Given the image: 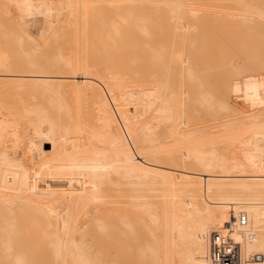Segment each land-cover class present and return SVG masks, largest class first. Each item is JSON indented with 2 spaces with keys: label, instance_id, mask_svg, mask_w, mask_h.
Listing matches in <instances>:
<instances>
[{
  "label": "bare ground",
  "instance_id": "6f19581e",
  "mask_svg": "<svg viewBox=\"0 0 264 264\" xmlns=\"http://www.w3.org/2000/svg\"><path fill=\"white\" fill-rule=\"evenodd\" d=\"M3 1L0 11L8 18L9 24L0 21V68L9 70L13 67L8 50L17 49L31 70L28 80L47 90L51 94L53 110L67 117V123L61 129L59 149L49 165V179H42L37 172L0 155V197L10 191L32 201L52 219L55 226L54 264H118V259L117 262L116 259L104 261V256L107 260L111 255L96 250V243L92 240L90 243L85 240L84 229L78 227V217L79 211L82 210L83 215L87 207L91 211L110 204L109 199L115 198L113 193L122 192L125 186L118 188L119 183L128 180L131 190V194L126 191L130 196L127 198L131 199L128 201H134V208L144 214L150 211V218L147 216L149 219L142 222L151 238L140 248L142 258L149 264H209L212 232L224 231L228 227L245 249L248 263L264 264V109L244 114L243 121L233 117L211 126L217 127L214 133L218 131L224 135L220 137L222 139L218 137L219 140L214 138L218 134L212 135L209 124L207 128L203 125L197 129L187 121L191 120L187 117V109L191 113L195 111L193 118L202 115L201 112L215 115L214 118L233 114L227 102L216 99L201 85L196 71L197 51L209 30L221 26L224 20L264 32V0L252 3L217 0L219 3L214 5L222 4L223 10L212 8L215 0H207L213 2L209 5L211 7L199 5L206 0ZM219 5L217 8H221ZM79 14L84 25L94 26L91 36L97 38L93 46L100 57L117 50L124 36L133 37L134 34L143 37L140 46L147 50L152 65L149 77L142 79L129 72L132 68L122 67L116 56L110 57L98 80L92 82L97 90L94 113L101 120L114 122L122 132L117 140L106 143L101 141L102 133L96 129L90 135L98 141L91 142L85 130L73 122V109L61 85L39 67L36 60L37 52L49 48ZM85 34L89 33L85 31ZM153 38H161V41L153 43ZM133 47L135 49L138 45ZM137 55L130 61L136 64L134 72L138 69ZM51 63L73 69L79 62L56 46ZM18 81L25 82L26 79ZM76 82L85 83L81 76L76 77ZM188 87L192 89L191 93L187 91ZM259 98L264 101V94ZM191 104L197 109H191ZM181 121L190 125H181ZM188 125L191 128H186ZM156 127L174 136L178 156L172 158L175 160L173 168L183 169L188 164L189 168L184 167L180 174L186 179L187 188L183 184L182 188L176 187L174 182L159 181L165 175L151 170L149 160L138 156L140 144L145 141L143 145L148 152L156 155L153 159L157 162L163 160L158 155L165 151L167 141L164 138L168 135L165 137ZM204 128L210 132L203 133ZM155 129L159 131H154L157 135L161 134L156 138ZM139 135L144 136L137 143L140 137L136 136ZM86 142H90L89 145ZM93 143L100 146L98 150L90 145ZM87 146H90L89 150ZM118 173L128 179L123 180L124 183L111 180L118 178ZM108 185L112 193L105 189ZM149 192L151 195L155 192V198L147 196ZM122 196L125 197V193ZM118 199H113L112 204L125 201ZM118 212L116 210L115 215L125 230L133 228L134 224L126 215L119 216ZM241 215L248 219L245 226L238 222ZM97 224L100 229L107 225L102 219ZM155 229L164 231L165 236H158Z\"/></svg>",
  "mask_w": 264,
  "mask_h": 264
},
{
  "label": "rangeland",
  "instance_id": "374dc122",
  "mask_svg": "<svg viewBox=\"0 0 264 264\" xmlns=\"http://www.w3.org/2000/svg\"><path fill=\"white\" fill-rule=\"evenodd\" d=\"M3 2L5 1L0 0V4ZM207 2L198 3L199 5L202 3L201 5H206L207 7H216V9L213 8L215 10H223V7L220 6L222 4H218L221 8H217L218 5H214L217 0H215L214 3L212 2L214 6H209L212 3L208 2L209 4H207ZM252 2H261V0L244 1V3ZM4 16L5 15H2L0 11L1 23L5 22L9 24L8 18L5 16L6 19ZM224 21L227 22V20ZM224 21L221 26L210 29L203 41H200L202 45L200 44L201 50L198 53V60L200 61L198 68L201 70V78L207 89L213 93L217 99L227 102L232 108L233 114L220 117V119L218 116L214 118L215 115L213 117L207 113L203 115V112H201L202 115L193 118L195 115L193 113L195 111L193 113H191L189 109H187L188 112L186 111L187 115H189L187 117L191 119L186 120L188 122L191 121V123L195 125H191L192 128L197 127V129H200V126L203 127V125L207 128L209 124V129H213L212 135L218 134L217 137H214L216 140H219L218 137L220 138L224 135L221 136L222 133L218 131L214 133L217 127L211 128V126H215L218 122L226 121L228 118H236L239 121H243V117L248 115V113L262 111L261 109H264V101H261V98H259L264 94V32L258 28L242 23L231 22V24H229V22H227L224 24ZM93 27V24L84 25L81 15H77L74 20L67 24L65 33L61 34L56 41H53L49 48H44L37 52L36 60L39 67H42L49 76L57 80L61 85L62 92L73 109V122L79 124L85 130L88 139L92 140L91 142H95L96 140V138H93V141L90 135L91 131L96 129L102 133L100 137L101 141L106 143L108 141L117 140L122 132L114 122L101 120L94 113L93 104L96 101L95 99H97V90L95 84L92 82L98 80L99 74L101 75L105 69L107 58L110 57L114 58V56H116V59L121 63L122 67H127L128 70L132 68L131 70H133V72L131 70L129 72H131L132 75L133 73L134 75H139L142 79H144V77H149L152 72V65L148 60L147 50H143L140 46L144 41L143 37L138 35L135 36L134 34L133 37H130L132 35L124 36L119 41V48L117 50H111L106 56L100 57L98 50L94 49L93 46V44L97 43V38L94 39L91 36L92 29H94ZM84 30L89 34L86 35ZM208 36L209 39L205 40ZM151 41H153V43L160 42L161 38H153ZM134 44L136 46L138 45L135 49L133 47ZM56 46H60L66 54L78 61V66L69 69L61 65L52 64L51 57L53 49H55ZM8 53L11 57L10 59L13 60L11 61L13 62L11 63L13 67L9 70L0 68V155L37 172L42 179L47 180V174L50 171L49 165L59 149L58 143L60 135L62 134L61 129L64 128L67 123V117L65 115L56 114L53 110L50 104L51 94L47 90L43 87L34 85L32 81L28 80L31 70L27 67L28 65L26 66L25 61L22 60L23 58L21 59V55L19 56L20 53L17 49H9ZM135 54H138V57H136L139 58L137 59L139 63H137L136 67L140 70L142 76H140V73H137L139 72L138 69L134 72L136 64L130 63V61L135 58ZM132 55L134 58H132ZM79 76L85 81L84 85L77 84L76 77ZM22 78H25L26 81L19 82L18 80ZM185 89L186 88H184V90ZM187 89L189 93L192 92L191 88L188 87ZM191 105V109L194 110L195 106L193 108V104ZM244 114L246 115L244 116ZM205 115L207 117H205ZM239 118H241V120ZM181 122V125L190 123L183 124V122ZM189 125L185 127L191 128ZM182 128L186 129L184 127ZM182 128H180V130ZM205 128L202 132L208 134L210 131H206ZM156 129L160 130V132H162L161 134H165V137L168 135L167 130L159 127H156ZM156 129L153 130V134L155 133L154 131H158ZM161 134H156L155 138ZM170 135L171 134L167 136L168 139ZM141 136L144 135L136 136L140 137L137 138V140H139L137 143L142 141H140V139H142ZM173 137L174 136H170V140L164 138L165 141H167V145L164 147L165 151L162 152L161 155H158V157L163 158L161 162H157L153 159L156 155H154L153 152H148L144 146L145 141L140 144L141 148L138 156L145 157V160H149L148 165L151 170L165 175V177L159 178V181L174 182L176 187H182L181 184H183V187L185 188L186 186L187 188L188 184L185 183L186 179L181 177L180 174L183 172L184 167L189 168L188 164L184 165L183 169L173 168L175 160L172 158L178 156L176 152L178 147ZM145 138L143 137V139ZM161 138L163 141V137ZM171 140L174 143L171 142ZM86 143L89 145L90 142ZM94 144L95 143L90 145H93V148H97L98 150L100 146L96 147ZM95 145H97V143ZM87 147H89V150L90 146ZM116 177L118 178L113 177L111 180L118 179V182H122L128 179L126 176L124 177L122 173L120 175L116 174ZM128 182H130V180H128ZM128 182L126 181L127 184L124 183V181V184L119 183V186L125 185L122 187L123 189H121L122 192L120 191V193L118 191L119 189H117L116 192L118 191V195L113 193L115 194V198L112 197V194L111 198L117 200L119 197L118 201L120 202H123L122 200L128 201L130 196L127 194H131V192H129L131 191L130 183ZM119 186L118 188H121V186ZM105 189L109 192L112 190L109 185L106 186ZM123 190L126 195L125 197H121V195L124 194ZM114 191L115 190H113V192ZM126 191L128 192L127 194ZM143 191L147 190L144 189ZM110 193H112V191ZM110 193L107 195L110 196ZM151 194L152 192L147 194V196L151 197L154 196V194L156 195L155 192L153 195ZM160 194L162 195V193H159V195ZM127 196L129 197L127 198ZM3 197H0V264H54L53 232L55 226L52 219L28 199L18 197L10 191H6ZM120 198H122V200ZM112 200L109 199L110 204L105 203L106 205H100L99 209L97 207L90 211V207H87L88 209L83 210L84 212L86 211L83 215H81L83 213L81 212L82 210L79 211L78 227L81 230L82 228L84 229L83 233L87 238L85 239L84 237V239L90 240L89 243L91 240L95 242L96 245L93 243H91V245L93 244V247L95 245V247H97L96 250H101L103 254L107 253L105 254L107 256L111 255V257L109 256L110 259L108 258L107 260L104 256V261L106 262H109V260L111 262L116 259V262L119 260L118 264H149L142 258L140 248L151 238V233L145 228L142 222L145 218H150L148 216L150 215L148 214L150 211L144 214L138 209L136 210L132 205L134 201H132L133 203L128 201L129 203L127 202L125 205H123L125 201L122 204L116 201L119 205L117 203L115 205L112 204ZM129 200L131 201V199ZM154 200L155 199H153L152 203ZM138 204L140 207V203ZM138 204L136 205L138 206ZM139 209L141 210L142 208ZM116 210L119 211V216L122 213L126 215V218L134 224L133 228L125 230L123 225L119 222L118 217L115 215ZM100 219L104 220L107 224L104 229H100L97 224ZM87 223L89 224L87 225ZM155 232L158 236H165L164 231H160V233L156 230ZM100 245L102 247H100ZM244 251L245 249L242 247L243 264H250L246 260ZM19 260L21 262H19Z\"/></svg>",
  "mask_w": 264,
  "mask_h": 264
},
{
  "label": "built area",
  "instance_id": "2783aa9c",
  "mask_svg": "<svg viewBox=\"0 0 264 264\" xmlns=\"http://www.w3.org/2000/svg\"><path fill=\"white\" fill-rule=\"evenodd\" d=\"M241 226L248 222L246 215L238 219ZM210 260L212 264H243L241 243L236 241L231 227L224 231H214L210 237Z\"/></svg>",
  "mask_w": 264,
  "mask_h": 264
},
{
  "label": "crops",
  "instance_id": "0c3cea01",
  "mask_svg": "<svg viewBox=\"0 0 264 264\" xmlns=\"http://www.w3.org/2000/svg\"><path fill=\"white\" fill-rule=\"evenodd\" d=\"M220 31V30H219ZM209 39V36L205 39V40H208ZM202 45V44H201ZM201 45H200V47H199V49H198V52H197V55H196V71H197V75H198V78H199V81H200V83H201V85L204 87V89L206 90V91H208L211 95H213L216 99H217V97L213 94V93H211L208 89H207V87L205 86V84L203 83V81H202V76H201V70H199V63H200V61L198 60V53H199V51L201 50ZM204 71H207V70H204ZM219 100V99H218ZM19 262H21L20 260H19Z\"/></svg>",
  "mask_w": 264,
  "mask_h": 264
}]
</instances>
